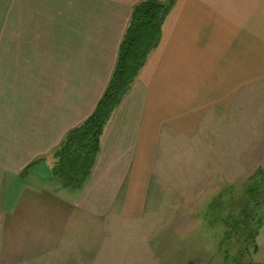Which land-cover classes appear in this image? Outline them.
<instances>
[{"label":"crops","instance_id":"0c3cea01","mask_svg":"<svg viewBox=\"0 0 264 264\" xmlns=\"http://www.w3.org/2000/svg\"><path fill=\"white\" fill-rule=\"evenodd\" d=\"M142 1L0 0L1 206L39 191L93 217L144 222L165 176L202 156L206 111L226 109L229 121L240 87L264 80V0H157L172 5L161 40L106 124L91 173L67 185L56 152L95 110Z\"/></svg>","mask_w":264,"mask_h":264},{"label":"rangeland","instance_id":"374dc122","mask_svg":"<svg viewBox=\"0 0 264 264\" xmlns=\"http://www.w3.org/2000/svg\"><path fill=\"white\" fill-rule=\"evenodd\" d=\"M240 88L229 121L226 109L206 111L202 156L165 176L144 222L16 192L0 205L10 217L0 213V264H264V80ZM4 192L0 183V202Z\"/></svg>","mask_w":264,"mask_h":264},{"label":"trees","instance_id":"16d2710c","mask_svg":"<svg viewBox=\"0 0 264 264\" xmlns=\"http://www.w3.org/2000/svg\"><path fill=\"white\" fill-rule=\"evenodd\" d=\"M171 7L157 0H145L134 7L115 70L104 94L93 113L67 133L56 152L54 175L67 185L78 187L91 173L104 128L144 67L149 54L158 46L162 25Z\"/></svg>","mask_w":264,"mask_h":264}]
</instances>
